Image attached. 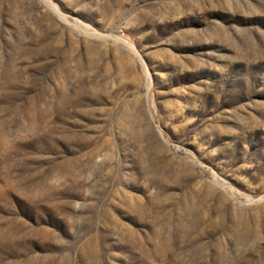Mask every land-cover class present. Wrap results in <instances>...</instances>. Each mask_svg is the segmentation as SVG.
I'll return each mask as SVG.
<instances>
[{"label":"rangeland","instance_id":"obj_1","mask_svg":"<svg viewBox=\"0 0 264 264\" xmlns=\"http://www.w3.org/2000/svg\"><path fill=\"white\" fill-rule=\"evenodd\" d=\"M0 264H264V0H0Z\"/></svg>","mask_w":264,"mask_h":264}]
</instances>
